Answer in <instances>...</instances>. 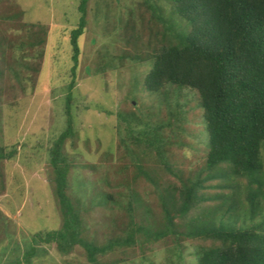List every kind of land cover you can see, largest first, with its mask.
I'll return each instance as SVG.
<instances>
[{
    "label": "trees",
    "instance_id": "16d2710c",
    "mask_svg": "<svg viewBox=\"0 0 264 264\" xmlns=\"http://www.w3.org/2000/svg\"><path fill=\"white\" fill-rule=\"evenodd\" d=\"M89 2L78 0L79 20L66 27L58 25L62 30L53 35L46 25L23 22L14 6L0 0V13L5 14L0 20V43L11 41V45L21 46V51L14 53L17 61L28 57L37 62L49 54L52 62L65 65L57 73L60 85L67 90L65 122L49 148L62 225L36 235L34 242L54 244L62 254L80 247L88 264H117L120 259L104 263L99 255L108 250L123 253L126 248H140L141 252L145 243L166 239L170 234L174 235L175 246L184 250L176 222L179 217L191 223L189 246L195 249L197 264H264V0H166L163 4L170 14L181 20L178 30L161 10L149 14V18L146 9L139 11L137 25L133 19L135 32L127 36L136 51L129 57L151 61L145 88L163 92L168 99L173 89L177 98L174 110L167 112L169 116L172 112V117L158 125L160 130L156 127L151 133L131 134V142L141 146L139 156L133 151L131 157L117 152L118 141L115 162L109 154H102L101 164L105 162L108 172L129 188L125 210L130 219L109 244L110 249L85 237L88 216L81 201L69 195L74 163L65 153L68 140L77 133L74 90L79 81L80 42L87 30ZM29 47L34 49L32 56L24 52ZM126 56L122 52L116 58L121 64ZM110 65L115 66V62ZM190 103L195 106L194 116ZM198 120L206 131L201 142L205 147L203 158L193 169H183L169 158L170 153L164 157L163 153L174 147L162 135L175 130L173 139L182 141L181 150L187 148V127ZM148 135L156 141L155 146L148 142ZM122 140L124 137L119 142ZM98 164L94 163V170ZM157 196L168 205L163 208V227L153 232L142 222L149 207L157 205ZM202 218L205 224H201ZM227 218L235 221L226 223ZM247 220L256 222L247 224ZM37 252L35 245L12 264H31Z\"/></svg>",
    "mask_w": 264,
    "mask_h": 264
},
{
    "label": "rangeland",
    "instance_id": "374dc122",
    "mask_svg": "<svg viewBox=\"0 0 264 264\" xmlns=\"http://www.w3.org/2000/svg\"><path fill=\"white\" fill-rule=\"evenodd\" d=\"M5 1L16 8L23 22L46 25L53 35L61 32L58 25H74L80 17L78 0ZM165 2H89L87 30L80 42L79 81L74 90L77 133L74 139L68 140L65 153L74 163L69 175V195L81 201L88 216L85 237L106 249H110L109 244L129 222L130 216L125 210L129 188L126 182L108 172L105 162L101 164L102 154H109L111 162H115L113 154L115 141H118L117 152L129 153L131 157L133 151L139 156L141 146L131 142V134L151 133L158 125L170 120L172 112L170 116L167 112L176 107L177 94L173 89L168 99L164 98L163 92H151L145 88L144 80L151 61H135L129 57L135 49L127 34L135 32L132 22L134 19L138 24L139 11L146 9L149 18V14L161 10V14L163 12L170 19L169 24L178 30L181 20L170 14L163 4ZM3 19L5 14L1 12L0 20ZM126 29L127 33H124ZM30 48L24 52L32 56L34 49ZM15 50L21 51V46L11 45V41L0 43V264H12L22 259L35 245L38 252L31 264H88L80 247L70 254H62L56 251L54 244L34 242L36 235L59 229L62 225L49 165V148L65 122L63 104L67 90L60 85L57 76L65 65L52 62L49 54L42 55L37 62L28 57L17 61ZM122 52L127 56L122 59L121 67L116 57ZM103 59L105 61L100 65L99 61ZM112 61L115 66L110 65ZM191 105H188L189 110L194 116L195 106ZM174 131H165L162 135L163 140L174 147L163 155L168 157L170 153L169 158L183 169H193L201 163L205 148L201 144L202 138H206L202 121L188 125L189 141L185 142L187 148L182 150L179 147L182 141L173 139L177 136ZM121 137L124 140L119 142ZM148 137V142L155 146L152 135ZM95 162H100L97 170L93 167ZM156 198L161 201L156 199L157 205L149 207L150 211L143 215L146 219L142 222L153 232L163 227V208L168 205L165 199ZM207 204L212 205V202ZM141 212L142 208L137 215L139 221ZM234 221L227 218L226 223ZM176 222L185 246L182 251L175 246L174 235L170 234L166 239L145 243L141 252L136 247L137 250L126 248L123 253L108 250L99 258L104 263L120 259L117 264H197L195 249L189 246L191 223L182 222L179 217ZM205 222L202 218L201 224ZM254 222L247 220V224ZM44 248L46 251L42 250Z\"/></svg>",
    "mask_w": 264,
    "mask_h": 264
}]
</instances>
